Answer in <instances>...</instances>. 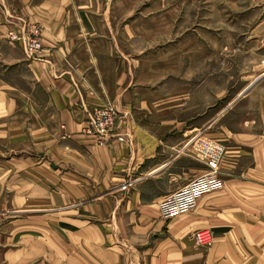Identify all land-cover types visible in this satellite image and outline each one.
<instances>
[{
	"label": "rangeland",
	"instance_id": "374dc122",
	"mask_svg": "<svg viewBox=\"0 0 264 264\" xmlns=\"http://www.w3.org/2000/svg\"><path fill=\"white\" fill-rule=\"evenodd\" d=\"M107 1L119 16L116 24L131 30L133 81L152 91L153 100L158 96L167 105H179L168 115L192 121L191 143L207 169L204 175L210 169L197 150L198 142L209 139L226 147L220 188L201 197L189 214L168 222L181 220L184 227L196 223L191 230L183 227L180 234L185 248L189 235L194 257L188 262L169 251L164 260L264 264V192L249 187L258 180L264 184V176L257 175L264 173V158L250 154L249 138L252 133L257 136L260 124H244L250 94L244 90L264 72V0ZM33 8L47 12V0H0V264L155 262L156 253L144 252L153 246L154 237L145 240L141 221L164 220L161 204L204 175L154 207H143L157 195V185H147L140 202V186H132L136 179L113 183L103 175L91 181L72 161L47 155L43 50L30 57L24 42L14 40V36L29 40L35 27L42 36V26L28 16ZM190 107L194 111L188 112ZM94 110L88 112L91 123ZM236 146L248 153L234 157L229 148ZM199 229L212 230L211 247H198L194 232ZM238 235L247 245L237 253L231 243L239 244ZM256 243L259 251L251 250Z\"/></svg>",
	"mask_w": 264,
	"mask_h": 264
},
{
	"label": "crops",
	"instance_id": "0c3cea01",
	"mask_svg": "<svg viewBox=\"0 0 264 264\" xmlns=\"http://www.w3.org/2000/svg\"><path fill=\"white\" fill-rule=\"evenodd\" d=\"M99 1L47 0V12H40L39 8L29 12L28 16L35 18L31 23L42 26L45 58L42 63L47 66V155L72 161L91 181L103 175L113 183L136 179L138 183L132 186H140V202L145 187L155 184L157 195L151 204L143 205L154 207L156 202L204 175L207 169L202 168L191 143L192 121L177 114L168 115L175 113L179 105H167L158 96L153 100L152 91L133 81L131 30L116 24L120 19L108 7L109 1L101 0L102 5ZM35 80L39 81L40 77L36 76ZM189 88L192 90L193 84L189 83ZM244 91L250 93L244 107L247 110L244 124H260L257 136L252 133L249 138L253 144L250 154L260 160L264 158V72ZM107 107L120 114L116 132L123 140L115 139L100 147L94 137L85 135V129L91 123L88 112ZM187 111L194 109L190 107ZM225 118V115L220 117V124ZM229 150L237 153L234 157L248 153L243 146ZM257 175L263 177L264 173ZM249 187L264 192L262 181ZM141 225L145 240L154 237V247L147 246L144 252L156 253L155 262L149 260L146 264H169L164 260L169 251L187 258L188 262L194 257L189 235L185 248L180 244V234L184 229H193L195 222L184 227L181 220L168 223L160 217H145ZM81 233L83 236L84 229ZM238 237L239 244L231 243L237 253L247 245L244 236ZM253 237L258 240V236ZM251 250L259 251V244Z\"/></svg>",
	"mask_w": 264,
	"mask_h": 264
},
{
	"label": "built area",
	"instance_id": "2783aa9c",
	"mask_svg": "<svg viewBox=\"0 0 264 264\" xmlns=\"http://www.w3.org/2000/svg\"><path fill=\"white\" fill-rule=\"evenodd\" d=\"M31 36L29 40L14 36V40L23 41L27 54L30 57H34L44 48L41 29L39 27L33 28ZM117 122L118 112L114 108L96 109L93 112L92 123L88 127L86 134L95 137L101 147L109 145L115 139L122 141L123 138L116 132ZM196 147L206 160L210 172L197 178L189 186L175 193L161 204L163 219L167 222L171 221L175 216L189 214L197 207L201 197L209 192L218 190L221 186L219 173L226 156V147L209 139L200 140ZM194 238L200 248H209L214 243V234L210 229L195 231Z\"/></svg>",
	"mask_w": 264,
	"mask_h": 264
}]
</instances>
